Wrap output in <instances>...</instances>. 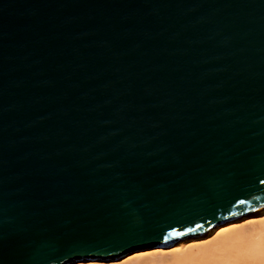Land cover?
<instances>
[{"label": "water", "instance_id": "obj_1", "mask_svg": "<svg viewBox=\"0 0 264 264\" xmlns=\"http://www.w3.org/2000/svg\"><path fill=\"white\" fill-rule=\"evenodd\" d=\"M264 205V0H0V264L172 244Z\"/></svg>", "mask_w": 264, "mask_h": 264}, {"label": "bare ground", "instance_id": "obj_2", "mask_svg": "<svg viewBox=\"0 0 264 264\" xmlns=\"http://www.w3.org/2000/svg\"><path fill=\"white\" fill-rule=\"evenodd\" d=\"M69 264H264V205L208 231L157 244L118 258Z\"/></svg>", "mask_w": 264, "mask_h": 264}]
</instances>
